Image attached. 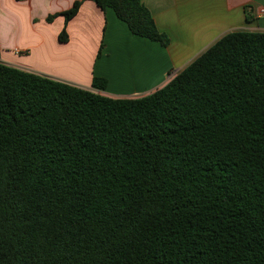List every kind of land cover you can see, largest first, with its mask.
I'll list each match as a JSON object with an SVG mask.
<instances>
[{"label":"trees","instance_id":"obj_1","mask_svg":"<svg viewBox=\"0 0 264 264\" xmlns=\"http://www.w3.org/2000/svg\"><path fill=\"white\" fill-rule=\"evenodd\" d=\"M91 1L169 46L142 0ZM0 264H264V32L138 98L0 62Z\"/></svg>","mask_w":264,"mask_h":264},{"label":"crops","instance_id":"obj_2","mask_svg":"<svg viewBox=\"0 0 264 264\" xmlns=\"http://www.w3.org/2000/svg\"><path fill=\"white\" fill-rule=\"evenodd\" d=\"M76 1L0 0V62L109 97L138 98L165 86L223 36L264 32V0H142L168 47L134 35L112 9L91 0L67 25L60 15L48 22ZM65 26L68 41L61 43ZM94 77L108 80L106 91L92 88Z\"/></svg>","mask_w":264,"mask_h":264},{"label":"rangeland","instance_id":"obj_3","mask_svg":"<svg viewBox=\"0 0 264 264\" xmlns=\"http://www.w3.org/2000/svg\"><path fill=\"white\" fill-rule=\"evenodd\" d=\"M70 75H74V72L72 71V72H70ZM76 75H78V74H75V76H71V77H76ZM153 80L154 81H159V82H161L162 81V78L160 77V75L159 74H156L155 73V76L153 77ZM157 83V82H156ZM108 94H111V95H117V94H112V93H110V92H107Z\"/></svg>","mask_w":264,"mask_h":264},{"label":"built area","instance_id":"obj_4","mask_svg":"<svg viewBox=\"0 0 264 264\" xmlns=\"http://www.w3.org/2000/svg\"><path fill=\"white\" fill-rule=\"evenodd\" d=\"M262 14H264V10H262V12H261Z\"/></svg>","mask_w":264,"mask_h":264}]
</instances>
